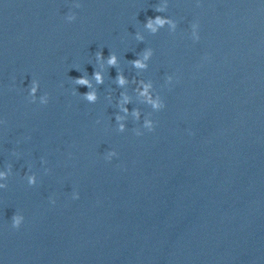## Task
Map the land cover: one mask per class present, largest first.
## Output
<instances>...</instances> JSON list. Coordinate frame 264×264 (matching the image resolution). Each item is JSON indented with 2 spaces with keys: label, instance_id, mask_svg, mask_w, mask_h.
<instances>
[{
  "label": "clouds",
  "instance_id": "9594fccd",
  "mask_svg": "<svg viewBox=\"0 0 264 264\" xmlns=\"http://www.w3.org/2000/svg\"><path fill=\"white\" fill-rule=\"evenodd\" d=\"M74 7L79 8L80 4L77 3L74 5ZM164 10H165V8L162 6H159V5H157L155 8V11L158 13L163 12ZM75 19H76L75 13H69L66 16V20L69 22L74 21ZM165 25H170L173 31L177 27L176 22H174L170 18H165V17H162L160 15H157L155 18L149 17V18H147L146 23H144V27L146 29H148L153 34L156 33L159 30V28H162ZM191 27H192V38L194 40L198 41L200 38L199 34H198L199 25L197 23H193ZM135 38L137 41H141V42L144 39V37L142 35H140V33H136ZM152 54H153L152 50L147 49L141 54V56H139L135 60H132L131 64L137 69H146L148 67V65L145 62L149 60V58L152 56ZM95 57H96L97 64H99L100 68H104L105 65L108 68H114L118 64V57H117L115 52H110L108 57L105 59L103 52L101 50V51L95 52ZM94 69L95 70L92 74V79H94L97 84H102L104 82L103 81V73L101 71H98L97 68H94ZM92 79H90L87 74H82L79 78H72V82L74 83V85L83 86V87H86L88 89V91L86 93H83V94L80 93V95H81L82 99L88 101L89 103H95L98 99L97 92L93 88V85H92ZM167 81L170 83L172 81V77L168 76ZM116 82L121 86H123L125 83H127L124 75L120 72L117 73ZM28 87H29L30 102L35 103L37 101V92H38L39 87H40L39 81L36 79H31V82H30ZM151 87H152L151 83L144 84L143 85V91L140 93V95L145 96L147 98V102L151 105V107L155 111H160L165 107V104L159 95H157L155 98L152 97V95L149 92V89ZM48 100H49V97H48L47 93H45L39 97V103L42 105H46L48 103ZM127 102H128V97L125 96L124 100L122 101V105L124 103H127ZM122 110L124 112L128 111L127 108H123V107H122ZM133 115H135L137 117V119H139V113L138 112L134 111ZM123 119H124V117L119 116V115H117L115 117V120L118 122V130L120 132L125 131V125L123 123H120V121H122ZM154 127H155V125H154V122L152 119H146L143 123V128L148 130L149 132L154 131ZM135 132H136V135H138V136L143 134L139 129H136ZM115 156H117V153L115 151H109V152H107L105 158L107 160H111ZM10 171H11V166L9 165L8 166V172H10ZM8 172L0 171V179L5 178L8 174ZM28 184L30 186L36 184V177L34 174L28 176ZM6 187H7L6 185L0 184V188H6ZM78 198H79V194L73 193V199H78ZM53 203H54V201H53ZM23 221H24L23 215L20 213H15L11 218L12 227L14 229H19L20 226L22 225Z\"/></svg>",
  "mask_w": 264,
  "mask_h": 264
}]
</instances>
